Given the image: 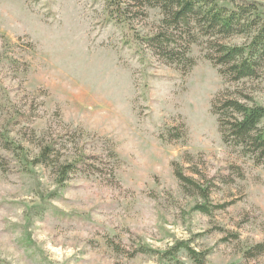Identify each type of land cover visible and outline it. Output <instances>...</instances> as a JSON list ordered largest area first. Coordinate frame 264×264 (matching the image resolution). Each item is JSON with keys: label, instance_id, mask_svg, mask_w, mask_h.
<instances>
[{"label": "rangeland", "instance_id": "rangeland-1", "mask_svg": "<svg viewBox=\"0 0 264 264\" xmlns=\"http://www.w3.org/2000/svg\"><path fill=\"white\" fill-rule=\"evenodd\" d=\"M143 11L129 30L106 0H0V133L15 148L0 162V264H173L162 256L178 241L206 264H264L244 256L264 243V167L224 145L212 113L228 85L200 45L187 74L156 56L142 39L163 15ZM246 87L264 106V74ZM44 145L82 159L65 183L33 164ZM173 163L228 207L196 211Z\"/></svg>", "mask_w": 264, "mask_h": 264}, {"label": "trees", "instance_id": "trees-1", "mask_svg": "<svg viewBox=\"0 0 264 264\" xmlns=\"http://www.w3.org/2000/svg\"><path fill=\"white\" fill-rule=\"evenodd\" d=\"M106 3L108 20L126 28L133 19L145 16L144 9H159L163 20L158 32L142 40L161 60L182 68L185 74L196 66L191 57L192 46L204 47L207 60L228 85L212 104L224 145L256 166L264 167V106L255 103L246 87V83L258 81L264 74V5L247 0H106ZM235 38H244L245 42L231 44ZM234 85L237 88L232 91ZM13 145L7 135L0 133V162L4 163L2 152L15 149ZM55 152L54 146L44 145L32 162L53 166L57 182L62 184L82 159L60 164L53 158ZM173 167L185 192L202 200L196 211L212 215L213 210L228 207L229 204L212 208L210 200L216 184L200 171L189 176L180 163H173ZM231 171L242 176L240 167L232 166ZM222 180L224 184L234 182L231 177ZM181 250H186L195 264H206L207 254L196 251L187 241H178L162 257L173 264H183L177 258ZM263 254L264 243L250 248L244 256L256 259Z\"/></svg>", "mask_w": 264, "mask_h": 264}]
</instances>
